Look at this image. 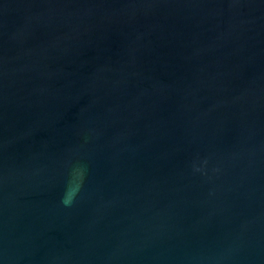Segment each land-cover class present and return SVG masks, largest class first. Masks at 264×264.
Wrapping results in <instances>:
<instances>
[{
  "label": "water",
  "instance_id": "obj_1",
  "mask_svg": "<svg viewBox=\"0 0 264 264\" xmlns=\"http://www.w3.org/2000/svg\"><path fill=\"white\" fill-rule=\"evenodd\" d=\"M0 264H264V0H0Z\"/></svg>",
  "mask_w": 264,
  "mask_h": 264
},
{
  "label": "clouds",
  "instance_id": "obj_2",
  "mask_svg": "<svg viewBox=\"0 0 264 264\" xmlns=\"http://www.w3.org/2000/svg\"><path fill=\"white\" fill-rule=\"evenodd\" d=\"M72 176H73V179L82 178L83 170L82 169H74L73 172H72ZM75 191H76V189L71 188V187L67 190L66 197L62 201V203L65 206H70L71 205V203L73 201V198L75 196Z\"/></svg>",
  "mask_w": 264,
  "mask_h": 264
}]
</instances>
